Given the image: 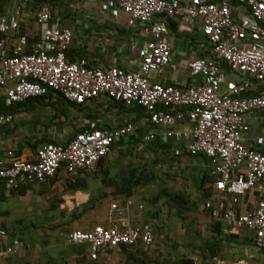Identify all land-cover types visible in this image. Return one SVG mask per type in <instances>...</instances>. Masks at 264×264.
<instances>
[{
    "label": "built area",
    "instance_id": "2783aa9c",
    "mask_svg": "<svg viewBox=\"0 0 264 264\" xmlns=\"http://www.w3.org/2000/svg\"><path fill=\"white\" fill-rule=\"evenodd\" d=\"M111 1L131 22L142 25L148 38L137 50L135 71L90 68L85 61H68L73 33L62 26L49 4L35 11L39 39L31 43L19 30L22 22L32 18L24 9L34 0H16L19 7L12 11L0 0V105L9 107L53 91L76 106L106 99L138 107L148 126L156 128L186 123L187 130L168 131L165 136L176 143L184 141L190 156L206 157L214 193L220 199L227 197L223 207L205 200L204 209L212 219L253 233L256 246L264 250V152L244 143L249 130L245 116L264 110V95L252 92L255 83H264V0ZM171 20L200 33L211 46L210 57L187 62L192 82L186 87L161 80L173 61ZM11 35H15L12 43ZM152 72L155 81L149 78ZM13 122L14 115L0 113V127ZM136 130L134 123L110 129L88 127L67 143H43L35 159L0 167V186L12 191L44 183L61 168L71 178L92 175L112 147ZM156 139L154 131L147 132L140 148L146 150ZM253 190L258 193L255 205L241 213L239 199ZM117 211L112 205L110 216ZM5 235L0 230V264L20 250L19 244H4ZM154 241L150 224L121 227L113 220L107 227L73 230L67 238L70 245L87 244L91 261L111 249H132L139 243L150 247Z\"/></svg>",
    "mask_w": 264,
    "mask_h": 264
},
{
    "label": "crops",
    "instance_id": "0c3cea01",
    "mask_svg": "<svg viewBox=\"0 0 264 264\" xmlns=\"http://www.w3.org/2000/svg\"><path fill=\"white\" fill-rule=\"evenodd\" d=\"M53 9L62 26L73 33L67 51L68 61H85L90 68L137 69V50L148 38L143 33L142 25L131 22L111 0H61ZM234 15L237 16V13ZM170 23L175 25L174 29L170 28ZM168 29L174 38L173 61L165 69L161 80L166 85L189 86L192 79L186 71L187 62L191 58L210 57L211 46L203 36L199 38L200 33H193L175 20L168 22ZM19 34L27 36L31 43L37 41L39 30L35 19L22 22ZM149 78L155 81V73L152 72ZM252 92L264 95V83H255ZM109 102L101 99L76 108L68 107L65 115L45 107L50 120L54 118L52 124L55 125L44 131L30 115L42 107L22 109L14 115L11 126L0 127V167H8L16 160H33L41 144L67 143L88 127L110 129L134 123L136 133L119 141L116 149L125 152L130 147L140 148L143 136L154 131L157 137L155 141L168 144V147L156 153L157 156L164 155L166 162L163 171H168L174 177L167 190L178 195L183 191L179 190L183 186L192 189L195 211L187 215L185 222H180L176 216L169 214L164 200L156 205L144 204L140 189H136L134 195L127 199L110 195V189L102 184L103 171L108 169L109 175L113 176L119 168L116 161L97 168L96 173L85 177L71 178L61 168L54 178L44 183L12 191L0 188V230L6 233L3 242L6 245H20V250L9 256L6 264H126L128 254L139 260L132 264H141V260L146 264H174L181 258L190 259L193 264H235L237 261L264 264V254L256 246L253 233L212 219L204 209L205 200L210 199L215 205L223 207L222 202L227 197L220 199L214 193L212 169L206 157L190 156L184 141L176 143L165 136L168 131H185L188 125L179 123L171 128L148 126L140 108L124 105L120 108L110 107L106 105ZM90 114L97 117L87 118L86 115ZM244 122L249 127L244 137L245 145L264 152V110L247 114ZM256 201L248 194L242 196L239 211L243 213L249 210ZM112 205H116L118 211L111 217ZM111 220L121 227L126 224H150L155 235L154 244L147 247L139 243L126 251L120 247L111 249L99 256L97 261L89 259L87 244H68L71 231H89L96 225L107 227ZM27 221H30L29 225ZM213 237L223 241V248L222 253L211 259L203 249ZM234 248L240 250V255H234Z\"/></svg>",
    "mask_w": 264,
    "mask_h": 264
},
{
    "label": "trees",
    "instance_id": "16d2710c",
    "mask_svg": "<svg viewBox=\"0 0 264 264\" xmlns=\"http://www.w3.org/2000/svg\"><path fill=\"white\" fill-rule=\"evenodd\" d=\"M61 0H34L33 4H35V8L37 9L39 6L43 4H49L50 6H56L57 3ZM170 28L174 29L175 25L170 23ZM113 103V104H112ZM68 105V106H67ZM110 107L117 106L121 107L122 104L110 101L108 104H106ZM51 107L55 111H61L62 114H66L68 107L70 108H76L78 106L74 104H70L66 102L61 96L57 95L53 91H48L46 95L42 97H36L26 100L23 103H18L9 107H5L3 105H0V113L2 114H12L15 115L19 113L22 109L29 108V107ZM83 111V110H80ZM87 118H93L97 117L95 114L86 115ZM122 126V125H120ZM94 129V128H93ZM165 147H168V144H163L161 141L157 140L154 141L151 144L150 149H146V151H151L156 155L158 150L165 149ZM116 147L113 146L111 151L114 150ZM106 158L102 159L98 165V168H101L103 165H105ZM162 161L159 159L152 160L150 164H145L143 166L134 167L132 165H123L122 162L116 161L115 164L118 166L117 172L110 176V171L106 169L103 171L104 177L102 180V184L110 189V195H113L115 197L122 196L124 198H131L134 195V192L139 187L151 185L157 178V175L155 174L156 166L160 165ZM108 164H111L108 162ZM0 188L4 187L0 186ZM250 195L254 200L258 199V193L256 191H251L247 193ZM161 200H164V204L167 205L169 209V214L176 216V218L180 222H185L187 220V215L195 211L196 209V203L189 201L186 197L183 195H173L169 193L167 189H161L159 193L151 198L149 200V203L152 205L158 204ZM224 205V201L222 202ZM221 204V205H222ZM222 205V206H223ZM219 227L220 224L216 223ZM245 230V229H243ZM222 240L219 237H213L209 241H207V247L203 249L204 253H208V257L211 259H214L218 254L222 253ZM249 243H254L252 241H249ZM123 248L125 251L128 249L126 247H120ZM261 252L264 254V250L260 249ZM127 263L126 264H132L131 262H138V258L134 257L131 254H128L126 257ZM141 264H146L143 260H141ZM174 264H193V261L190 259H184L181 258V260L175 262Z\"/></svg>",
    "mask_w": 264,
    "mask_h": 264
},
{
    "label": "rangeland",
    "instance_id": "374dc122",
    "mask_svg": "<svg viewBox=\"0 0 264 264\" xmlns=\"http://www.w3.org/2000/svg\"><path fill=\"white\" fill-rule=\"evenodd\" d=\"M5 5L8 7L9 11L15 10L17 7H19V4L16 2V0H4ZM25 12L28 14H31L30 19H28V21H32V19L34 20V14L36 11L35 8V4H31L28 3L25 7ZM202 35L200 34L199 38H201ZM10 40H13V38H10ZM33 122H38L39 126L42 128V130L44 131L45 129H49L52 128V126H54L55 124H52V120L54 118H52V120H50V115L47 114V110L45 107L40 108L37 112H34L33 114H30ZM19 123V122H18ZM21 124V123H20ZM23 124V123H22ZM57 126H61L59 125V123ZM55 126V128L57 127ZM155 159H159L160 161H162V163L158 166H156V171L155 174L157 175L156 180L151 184V185H147V186H143V187H139L138 189L142 190L143 195L141 196V198L144 197L143 202L145 203H149V200L151 198H153L154 196H156L159 191L161 189H168V185L171 186L172 181L174 179V177L172 178L171 175L168 174V171H163V167L165 165L166 162V158L164 157V155L161 156H157L154 155V153H152L151 151H146L145 149H141L139 147H135L132 148L130 147V149H128L125 152H119L116 148L114 150H112L110 152V154L106 157V161H105V165L108 164V162H115V161H119L123 163V165H132L134 167H138V166H143L146 163L150 164L152 162V160ZM168 170V168H167ZM183 190L181 191L180 195H183L184 197H186L189 201L193 202V194L191 193L192 189H189L188 187L185 189V187L183 186L182 188H180L179 190ZM193 191V190H192ZM30 224V221H27V225ZM246 233V232H245ZM239 251L237 248H234V255L238 256ZM238 254V255H237ZM222 258V257H221Z\"/></svg>",
    "mask_w": 264,
    "mask_h": 264
}]
</instances>
